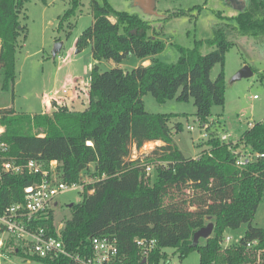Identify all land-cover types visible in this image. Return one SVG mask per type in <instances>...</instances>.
I'll return each instance as SVG.
<instances>
[{"label": "trees", "instance_id": "1", "mask_svg": "<svg viewBox=\"0 0 264 264\" xmlns=\"http://www.w3.org/2000/svg\"><path fill=\"white\" fill-rule=\"evenodd\" d=\"M239 1V0H238ZM239 3V2H238ZM242 3V4H240ZM235 23L221 19L211 26L212 38L195 41L192 48L176 46L174 64L156 58L165 44L159 33L150 32L148 22L135 14L114 10L108 0H90L92 25L76 40L75 50L90 47L94 61L120 64L133 55L147 66L130 71L114 68L100 72L90 69L84 111L57 107L51 113L30 115L13 109L0 110V163L34 160L49 169L56 162L59 181L80 183L81 175L93 165V184L84 186L82 201L70 207V218L57 233L53 210L38 216L33 229L43 228L57 238L71 255L88 256L93 237H114L127 264H140L133 241L153 239L156 248L150 264L166 259L165 249H173L180 260L197 251L199 264H264V229L251 225L257 206L264 197V120L247 128L234 142L211 134L208 150L198 158H186L174 145L172 135L182 131L180 124L169 122L177 115L145 111L142 97L150 94L157 103L192 100L200 125L208 123L214 106L224 105L223 66L225 55L242 37L264 45V0H242ZM60 18L58 29L71 16L80 0ZM20 0H0L1 90L8 91L15 80L18 38L25 39L21 25ZM113 19L114 22L110 21ZM20 27V29H19ZM204 47L211 51L203 54ZM220 66L214 80L212 69ZM161 142L145 163L127 160L132 148ZM263 155L243 168L235 165L238 152ZM152 165V176L145 166ZM38 174L4 175L0 180V211L23 201L24 189L38 185ZM189 189V194H181ZM88 190H93L88 194ZM176 193L178 198L174 199ZM173 201L166 203V199ZM213 218V231L203 245L194 244V233ZM247 223L242 238L218 253L227 229ZM256 241L254 252L244 254L245 245ZM3 255L21 257L40 264H74L66 256H30L15 239L7 236Z\"/></svg>", "mask_w": 264, "mask_h": 264}, {"label": "rangeland", "instance_id": "2", "mask_svg": "<svg viewBox=\"0 0 264 264\" xmlns=\"http://www.w3.org/2000/svg\"><path fill=\"white\" fill-rule=\"evenodd\" d=\"M21 25L25 27V39L18 38L20 45L16 54L15 80L8 91L1 90L2 72L0 71V108L10 107L17 113L35 114L40 111L43 94L57 91L60 82L54 84L57 78L61 81L65 77L80 80L79 98L84 105H79L77 111L87 108V97L81 96L85 84L90 79V69L96 65L100 72L114 68L130 71L141 66L142 61L133 55H128L120 64L113 61L93 60L90 47L76 52L74 46L78 37L88 29L93 22L89 2L80 0L71 16L66 17L62 27L58 29L60 18L71 8V0H20ZM110 6L120 12L135 14L150 25V32L159 33L158 39L164 42L165 49L156 58L166 64H174L179 54L176 46L192 48L195 41L212 38L211 26L225 19L235 23L239 5L235 0H155L154 12L143 8L140 0H108ZM242 0H239V3ZM242 4V3H240ZM111 20H113L111 18ZM61 44L60 50L53 55L54 47ZM211 49L204 47L202 53ZM143 64L142 66H146ZM247 66L251 76L235 79L237 73ZM220 66L216 65L210 74L212 80L216 78ZM225 99L222 107L214 106L208 123L200 127L196 119V109L192 100L188 102L167 101L157 103L146 94L142 97L144 109L151 114H171L173 117L169 126H182V131L174 133L173 143L186 158H198L208 150L207 141L211 134H228L237 141L248 128V123H258L264 120V45L257 44L253 39L242 37L235 42L225 55L223 66ZM58 95V94H57ZM72 110H75L73 108ZM193 127V131L187 128ZM204 128V130H202ZM160 145L146 143L140 150L132 148L127 160H139L145 163V157L151 156ZM241 153V152H238ZM146 164V163H145ZM149 176H152L153 167ZM93 165L81 175V184L94 183L92 178ZM189 189L181 194L188 195ZM174 199L178 194L173 193ZM83 192L80 189H68L55 198L53 214L56 228L62 227L64 220L70 218V205L82 201ZM166 199L165 202H171ZM214 219L207 218L205 226H213ZM251 225L264 229V197L256 208ZM247 223H241L238 228L227 229L223 236L230 238V244H236L243 236ZM8 235H1L2 245ZM205 238L195 237L194 244L203 245ZM2 247V246H1ZM0 247V264H40L25 262L18 256L3 255ZM166 259L159 264H199L197 251H191L180 260L173 249H165Z\"/></svg>", "mask_w": 264, "mask_h": 264}, {"label": "built area", "instance_id": "3", "mask_svg": "<svg viewBox=\"0 0 264 264\" xmlns=\"http://www.w3.org/2000/svg\"><path fill=\"white\" fill-rule=\"evenodd\" d=\"M253 124L248 123V128L252 127ZM198 125L205 127V125H200L199 123ZM187 129L193 131V127H188ZM227 137H229L228 134L221 135L222 140H226ZM0 152L2 154L7 152V148L3 144L0 145ZM236 155L235 165L238 168H243L255 159L263 157V155L253 154L248 151L237 153ZM56 167L57 163L51 162L47 170L43 168L41 163L34 160H28L24 163L4 160L0 163V180L4 175L38 174L41 176V182L38 185L29 186L24 189L22 202L11 204L2 212L0 211V234L13 237L24 252L30 256L45 258L62 255L70 258L74 264H127L128 259L126 255L120 252L117 240L114 237H93L90 241V255L79 256L66 252L62 243L57 238L47 235L43 228H32V223L38 216L45 214L48 210H53L52 207L56 204L55 198L60 193L68 189H80L82 192L84 191L81 181L80 183L73 184H65L59 181ZM151 170L150 165L145 166V174L147 176L150 175ZM92 192L93 190L87 191L88 194ZM60 229L61 226L57 229V233ZM230 243V238H224L217 257L219 260L223 258L225 251L233 245ZM133 244L137 256L141 261L140 264H150L148 258L156 248V241L153 239L136 238ZM256 245V241L247 243L243 251L244 254L251 255ZM1 246L2 241L0 240Z\"/></svg>", "mask_w": 264, "mask_h": 264}, {"label": "crops", "instance_id": "4", "mask_svg": "<svg viewBox=\"0 0 264 264\" xmlns=\"http://www.w3.org/2000/svg\"><path fill=\"white\" fill-rule=\"evenodd\" d=\"M154 2L155 0H140L141 6L143 8H147V10H150L151 12H154L155 10ZM110 21L114 22V20H111V19ZM146 63L148 65L149 61L148 60L144 61L141 63V65L146 64ZM54 82H55L54 84H57L60 82L59 89L57 91H53L54 89H52V91H48L43 94V97L41 98V102H40V111L35 114L51 113L54 109H56L59 106L66 107L69 110H72L73 108H75L74 111H77L76 109L78 108L79 105H84V100L82 99L80 100L79 98V95H80L79 93L80 80L79 79L65 77L61 82V81H58V79L56 78ZM84 86L85 88L83 89L81 96L87 97L89 82L88 84H85ZM1 109H10V107L8 106L5 108H0V110ZM35 114L30 113V115H35ZM2 131L3 129H0V132ZM153 144L162 145L161 142H155Z\"/></svg>", "mask_w": 264, "mask_h": 264}, {"label": "water", "instance_id": "5", "mask_svg": "<svg viewBox=\"0 0 264 264\" xmlns=\"http://www.w3.org/2000/svg\"><path fill=\"white\" fill-rule=\"evenodd\" d=\"M20 29V27H19ZM60 47H61V44L60 43H57L54 47V51H53V55L55 56L56 53L60 50ZM252 72L251 70L245 66L243 67L236 75L235 79H239L241 77H245V76H251ZM72 205L69 206V208L71 207ZM212 231H213V226H204L203 228H200L199 230H197L195 233H194V236L195 237H203L205 239H207L208 237L211 236L212 234Z\"/></svg>", "mask_w": 264, "mask_h": 264}, {"label": "flooded vegetation", "instance_id": "6", "mask_svg": "<svg viewBox=\"0 0 264 264\" xmlns=\"http://www.w3.org/2000/svg\"><path fill=\"white\" fill-rule=\"evenodd\" d=\"M237 3L239 2L238 0H235ZM238 5H240L239 3H238Z\"/></svg>", "mask_w": 264, "mask_h": 264}]
</instances>
